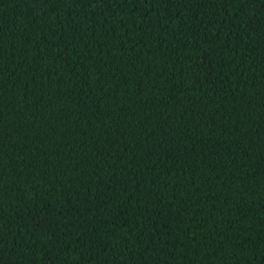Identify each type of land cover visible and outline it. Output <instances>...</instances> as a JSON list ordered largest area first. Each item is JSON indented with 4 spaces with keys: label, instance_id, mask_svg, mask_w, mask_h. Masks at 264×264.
<instances>
[{
    "label": "trees",
    "instance_id": "trees-1",
    "mask_svg": "<svg viewBox=\"0 0 264 264\" xmlns=\"http://www.w3.org/2000/svg\"><path fill=\"white\" fill-rule=\"evenodd\" d=\"M0 264H264V0H0Z\"/></svg>",
    "mask_w": 264,
    "mask_h": 264
}]
</instances>
